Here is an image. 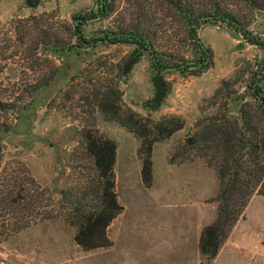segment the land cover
I'll use <instances>...</instances> for the list:
<instances>
[{
    "label": "rangeland",
    "instance_id": "374dc122",
    "mask_svg": "<svg viewBox=\"0 0 264 264\" xmlns=\"http://www.w3.org/2000/svg\"><path fill=\"white\" fill-rule=\"evenodd\" d=\"M97 6L96 0H0V95L20 100L18 110L0 112V123L8 128L0 132V178L5 182L13 169L31 178L28 197L13 204L0 201V264H264V195L258 193L210 263L200 253V232L217 215L218 179L195 149L183 146L200 118L218 112L209 98L237 72L234 86L240 98L249 70L264 63V49L225 23H203L197 33L212 50L211 67L198 75L161 72L166 95L158 107H148L144 102L153 97L150 77L155 72L150 54L142 50L123 75L137 45L103 39L105 31L127 25V7L121 2L116 13L104 17L95 14ZM235 7L247 15L248 29L264 37V10ZM32 15L42 16L46 42H69L67 49L39 51L32 59L26 58L27 50L16 52L9 40L11 24ZM75 15L87 18L82 31L89 44L80 46L73 35ZM165 28L157 35L163 46L181 29L178 22ZM50 70L55 76L47 85L31 96L22 91ZM116 81L122 104L139 115L152 121L169 115L184 119L183 128L153 144L148 187L141 179L140 140L94 104V91ZM240 103L233 99L227 112L235 114ZM88 133L116 144L114 190L123 209L107 228L112 244L84 250L74 240L70 211L74 203L97 201L99 177L86 149ZM21 217L29 225L14 231L12 223Z\"/></svg>",
    "mask_w": 264,
    "mask_h": 264
},
{
    "label": "trees",
    "instance_id": "16d2710c",
    "mask_svg": "<svg viewBox=\"0 0 264 264\" xmlns=\"http://www.w3.org/2000/svg\"><path fill=\"white\" fill-rule=\"evenodd\" d=\"M121 2L129 11V21L119 31H105L103 39L133 43L139 49L146 50L150 54L154 71L160 74L175 69L182 74L189 72L198 75L211 67L212 50L201 41L197 33L199 26L209 21L225 23L247 43L264 49V37L253 34L246 24L247 15L242 13L241 9H235V6H244L250 13L262 11L264 0H96L98 6L95 14L108 17L117 12ZM161 11L163 16L158 20ZM41 17L32 15L15 20L11 24L9 40L13 49L15 48L16 52L27 50L29 53L26 58L29 59L39 51L58 54L60 50H66L65 45L69 44L59 40L46 42L44 39L48 31L42 27ZM86 19L85 16L73 17V35L77 37L80 46L90 43L82 31ZM166 20H169V23ZM176 22L180 24V33L173 35L174 38H169L163 46L159 42L158 33L165 32L166 25ZM16 52H12V58L17 55ZM237 74L238 72L232 79L222 80L209 98L210 104L218 107V112L200 118L195 124V131L189 134L183 143L185 148L198 152L207 166L215 170L218 179L217 215L213 222L202 228L198 243L200 253L208 263L217 255L223 240L234 227L251 197L255 193L264 195V63L258 69L249 70L246 88L240 98L237 97V89L234 86L238 82ZM54 76L55 70H50L22 91L31 96L47 85ZM117 84L116 81L114 85L105 84L98 87L93 93L94 104L109 120L121 124L140 140L138 156L142 162L141 179L148 187L152 179L153 144L183 128L184 119L169 115L152 121L139 115L132 108L122 104ZM233 99L241 100L240 105H236L235 114L227 112L232 109L230 105ZM18 102V96L12 100L4 99L0 95V112L18 110ZM3 126L0 123V132L8 129ZM86 149L93 157L98 171L97 201H80L77 205L74 203L70 218L76 226L75 242L84 250H90L109 247L112 244L107 235V228L123 207L119 204L114 190L115 142L88 133ZM20 172L21 175L17 169H13L5 182L4 178H0V201L3 204L20 202L30 195L28 184L31 178L25 175L24 171ZM9 219L10 217H7L6 220ZM12 219L16 220L15 217ZM24 219L27 222L23 221ZM27 219L21 217L20 222L18 219L13 222L14 231L27 227L30 222Z\"/></svg>",
    "mask_w": 264,
    "mask_h": 264
},
{
    "label": "water",
    "instance_id": "95a60500",
    "mask_svg": "<svg viewBox=\"0 0 264 264\" xmlns=\"http://www.w3.org/2000/svg\"><path fill=\"white\" fill-rule=\"evenodd\" d=\"M141 52L142 50L137 47V49L130 55L129 59L123 66V70H122L123 75H125L128 72V70L133 65V63L141 55ZM150 79L154 87V94L152 98L144 102V105L155 108L158 107L161 104L162 100L164 99L167 92V86L162 75L158 72L152 73Z\"/></svg>",
    "mask_w": 264,
    "mask_h": 264
}]
</instances>
